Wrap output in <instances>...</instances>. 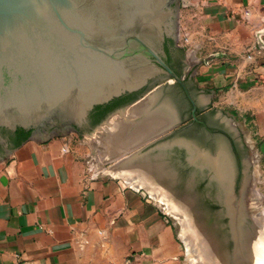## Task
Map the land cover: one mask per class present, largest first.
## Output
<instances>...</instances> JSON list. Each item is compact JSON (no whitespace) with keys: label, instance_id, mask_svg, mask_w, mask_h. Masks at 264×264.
Returning <instances> with one entry per match:
<instances>
[{"label":"crops","instance_id":"obj_1","mask_svg":"<svg viewBox=\"0 0 264 264\" xmlns=\"http://www.w3.org/2000/svg\"><path fill=\"white\" fill-rule=\"evenodd\" d=\"M178 26L201 94L251 127L244 143L258 139L264 158V0H178ZM79 158L52 137L0 162V264H177L151 203Z\"/></svg>","mask_w":264,"mask_h":264},{"label":"water","instance_id":"obj_2","mask_svg":"<svg viewBox=\"0 0 264 264\" xmlns=\"http://www.w3.org/2000/svg\"><path fill=\"white\" fill-rule=\"evenodd\" d=\"M177 37L178 0H0V162L27 140L89 133L167 78L196 122ZM176 124L151 133L126 158L153 154L156 148L142 151Z\"/></svg>","mask_w":264,"mask_h":264},{"label":"rangeland","instance_id":"obj_3","mask_svg":"<svg viewBox=\"0 0 264 264\" xmlns=\"http://www.w3.org/2000/svg\"><path fill=\"white\" fill-rule=\"evenodd\" d=\"M177 40L178 44L184 51V54H186L188 61H192L188 56V52H191L192 45L186 42L179 26ZM192 85L194 91H200L196 85V82L193 80ZM200 93L201 92H199L198 100L201 109L205 108L203 110L208 109L214 111V113L222 117L223 120H231L234 127L240 133L242 143H244V141L248 139V132L252 130L251 127L249 125H245L243 121H240L237 117H235L230 109L224 107V105L217 104V101H215L216 98L215 100L213 98L209 99L206 93ZM208 100L210 101L209 103ZM129 118V108L126 107L123 110V114L118 113V111L111 114L107 119H105L102 123H100L97 127H95L92 131L85 135H78L76 133L68 132L66 135L55 136V138H57L58 140L65 139L71 150L78 151L80 156L79 160L81 163H83L84 167L86 168L87 174L93 176L100 175L112 180L113 178L111 179V177L113 176L111 175V173H115L117 168L120 169V163H122V161H125H120L121 158H123L124 156L127 157L129 153H132L135 150L131 152V148L126 150L124 149V151L120 152L118 155H112L110 148L108 149L107 147H105V144L107 142L106 134H111L114 132L117 133L118 126L116 125V123H120L122 120L126 119L129 120ZM101 129H105L108 132H103L105 134L104 135L101 133ZM244 144L246 148L244 153L245 166L243 168L244 174L242 180L243 184L244 181H249L250 185L248 187H250V191L247 193L245 192L244 188L242 189L243 185L241 181V183H239L236 188L233 189L232 196V193L230 192V186L232 175H235V169L233 166L232 158L227 150L228 146H221L217 151H219V153L224 152L227 154L226 156L228 157V160L231 163L232 170L229 169V176L226 177V179L228 180L226 181L225 187L223 188L222 186L223 190L221 192H218L220 193L219 196H215L216 198L208 197L207 193L200 192L201 189L199 185L195 186L194 184H191L194 187V190L186 187L174 186V189H178V194L183 195L185 198L191 200V202L194 204L193 210L195 212H193L192 215H188V221L185 219V217L181 216V213L177 212V207L174 204V200L172 199L173 201H171V199L169 198V194L167 195L166 191H163L160 187L149 185L147 186L148 188H141L143 190H136L139 191L137 194L141 195V199L143 200V202H150V205L156 210L161 220L165 221V225L171 229L173 238L180 248V254L176 259L177 264H209L210 262L206 255L205 248L199 246L206 245H204L203 242L198 241L197 238L193 236V232L191 230H188L191 228L190 224L192 225V227H195L196 225L200 224L202 231H204L206 235H209L216 241V243H214V246H216L217 249H223L224 236L222 235V240L219 237L217 238V236H219L220 233H225L226 227H229L231 229V222L228 223V220L229 217L232 218V210H230V202L232 200L236 202L235 204V202L232 201V203L235 204V207L239 204L237 208L241 209L240 211L242 214V220H248V227L250 229L248 228L249 232L245 233V235H247L245 242L236 240L235 234L236 232L238 233V231H235V229H233L232 231L231 229L229 232L228 230V233L231 234L232 251H234V249L236 250V247L240 251L243 247H245L244 245L246 242L247 244H249L245 256H242V253L240 254L237 249L236 253L234 251L235 257L232 256L230 258V262L232 264H264V255H262L264 253V158H262V155H260V153L258 152V139H253L251 140V142H248V144ZM121 178L123 177H117L115 179ZM223 179L225 178L223 177L221 178V180H219L223 181ZM113 181L123 182V180ZM190 181L191 180H189V182ZM147 190L149 192H154L155 194H157V196L162 198L163 202L151 199V197L147 193ZM171 196L173 195L171 194ZM255 198H257V200ZM212 201L216 202L215 206L211 205L213 204ZM211 206L213 208V212H207L206 210ZM235 207L232 206L231 208L235 209ZM198 221L201 223H199ZM196 222H198L199 224ZM256 242L258 243V245ZM257 246L260 247L258 251L261 250L260 252H263L262 254L259 253V255L261 254L260 256H257L255 252ZM136 256H139V253L134 252L132 254H129L126 260L130 262H137ZM126 263L128 262H125V264Z\"/></svg>","mask_w":264,"mask_h":264},{"label":"bare ground","instance_id":"obj_4","mask_svg":"<svg viewBox=\"0 0 264 264\" xmlns=\"http://www.w3.org/2000/svg\"><path fill=\"white\" fill-rule=\"evenodd\" d=\"M151 100H152L151 102H153V99ZM151 104L152 103H147L142 106L139 105L137 107H134L129 110V113H130L129 120L128 119L122 120L120 123L118 122L119 124L115 122L116 125L118 126L117 127L118 132L117 133L110 132L111 134L107 133L109 135L106 134L107 142L105 144V147H107L108 149L110 148L112 155H118L120 152L124 151V149L125 150L130 149V148L132 149L136 147L137 145L142 144L151 133H154L155 131L163 127H166L171 123L172 116L169 113L170 111H168L169 108H166V105L164 106L165 111L153 113V112H150L149 110V107L151 108ZM105 131L108 132L105 129H101L102 134H104L103 132ZM166 147L163 146L159 149L163 150ZM178 147L184 151V154L189 159L188 160L189 168L185 172H183V181L181 184L178 181H176L177 179L173 175L172 176L170 175L171 168L168 165V162L164 161L165 155L167 153L164 155L162 153H159L155 155L152 154L150 156L145 155V156L137 157V158H129V159L126 158L124 162L122 161V163H120L121 164L119 166L120 169L117 168L116 172L111 173V175L113 176V178L123 177L121 178V180H123L127 186H129L130 188L134 190H139L141 188H148L147 186L149 185L160 187L163 191H166L167 195L169 194L170 197L169 196L168 197L171 199V201L174 200V204L177 207L176 208L177 212L181 213L182 214L181 216L185 217V219L187 220L188 215L189 214L192 215V213L195 212L193 210L194 204L191 202V200L185 198L183 195L178 194L177 193L178 189L175 188L177 190L176 191L174 189V186L186 187V188L194 190V187L191 185L193 181L192 180L190 182H186V181L190 179H193V180L197 179L198 181L196 182L197 184H199V187L201 189L200 192L207 193L208 197L214 198L215 196H219L220 193L218 192H221L223 188L225 187L226 181L228 180L226 179V177L229 176L228 171L229 169L232 170V168H231V163L229 162L228 158L223 152L219 153L216 158H210L208 156L198 154V152L194 150L192 146H189L187 144L182 143V144H179ZM223 177L225 179H223V181H220L221 178ZM232 182L233 181L231 179L230 192H231L232 185H233ZM245 183L248 184V186L250 185L249 181H245L244 184ZM197 184L195 185L197 186ZM147 193L151 197V199L155 201H162V198L157 196V194H155L154 192H149L147 190ZM171 194L173 196H171ZM232 201L230 203L232 206L235 207L236 202L233 201L235 202L234 204L232 203ZM212 203H213L211 204L212 206L216 205V202L212 201ZM231 205H230V210H232L231 211L232 218L229 217L228 223L231 222L232 231L233 229H235V231H238V233L236 232L235 234L236 240L245 242L247 238V235H245V233L249 232L248 231V228H249L248 220H242V214L240 211L241 209L237 208L239 204L235 207V209H232ZM212 206L208 208L206 211L213 212ZM190 227L191 228L188 230H191L193 232V236L196 237L198 241L203 242L204 245H206V246H202V245H199V246L205 248L206 255L210 261V262L208 261L209 264H232L230 262L231 261L230 258L232 256L235 257V253L238 248L236 247V250L234 249L235 253L231 249V234L228 233V230L230 232L231 229L229 227H226L225 233H220V235L217 236V238L219 237L220 239L221 237L223 238L224 236L223 238L224 242L222 241L224 244L223 249H220V248L217 249L216 246H214V243H216V241L209 235H206L204 231H202L200 224L196 225L195 226L196 228L192 227V225L190 224ZM244 246L245 247H243L242 250L239 251L238 249V252L240 254L242 253L241 254L242 256L246 255V252H247L246 250L249 247V244H247L246 242ZM259 248L260 247L257 246L255 249L257 256L259 255V253H261L260 252L261 250L258 251ZM262 255H264V253Z\"/></svg>","mask_w":264,"mask_h":264},{"label":"flooded vegetation","instance_id":"obj_5","mask_svg":"<svg viewBox=\"0 0 264 264\" xmlns=\"http://www.w3.org/2000/svg\"><path fill=\"white\" fill-rule=\"evenodd\" d=\"M175 45L181 48V46L178 44V40ZM184 60L187 65L184 68L180 78H183V82L187 86L191 97L197 104V121L195 122L192 120L191 105L186 99L180 87L176 83L173 85H168L167 80L169 78L161 81L126 106L127 108H129L135 102L147 96L150 99V102L148 101V103H152L151 108L149 107L150 112H163L165 111L164 106L166 105V108H169L168 111H170L169 113L172 116L171 123H177L174 130L172 131V134L169 137L149 144L142 152L144 153L149 149L156 148V151L153 153V155L159 153H162L164 155L167 153L165 155L164 161H167L168 165L171 168L170 175H173L177 179L176 181L181 184L183 181V172H185L189 168V159L184 154V151L178 147L179 144H182V142H180L181 139L186 140L188 145L195 147L197 150L204 151V153L210 158H215L217 156V154L219 153V151L217 150L221 146H228L227 150L232 158L233 166L235 169V175H233L232 178V187L234 189L239 183H241V181L243 185L242 178L244 174V153L246 146L241 141L240 133L238 136H236L234 131L231 130V126H229V123L224 121L222 117L216 115L214 111L208 109L203 110L205 108L201 109L198 100L200 91L196 92L193 90L192 69L189 67V61L186 54H184ZM151 99H153V102H151ZM70 132L77 134V132L75 131ZM163 145L167 147L163 150L159 149L163 147ZM123 159L124 158H121L120 161H122ZM190 180L193 181L192 184H197V179ZM186 182H189V180ZM243 188L247 193L250 191V187H248V184L246 183L243 185ZM255 199L257 200V198Z\"/></svg>","mask_w":264,"mask_h":264}]
</instances>
